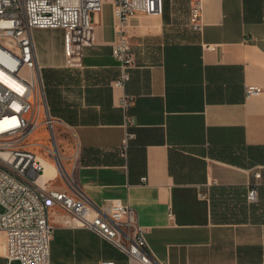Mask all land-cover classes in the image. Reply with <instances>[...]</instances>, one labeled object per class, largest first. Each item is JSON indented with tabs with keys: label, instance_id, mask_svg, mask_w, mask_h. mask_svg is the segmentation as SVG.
Masks as SVG:
<instances>
[{
	"label": "crops",
	"instance_id": "0c3cea01",
	"mask_svg": "<svg viewBox=\"0 0 264 264\" xmlns=\"http://www.w3.org/2000/svg\"><path fill=\"white\" fill-rule=\"evenodd\" d=\"M200 1L202 34L189 28L195 0H166L162 16L131 20L135 67L124 89L114 87L116 0L95 15L97 44L81 69L66 68L63 31L52 42L34 31L46 108L61 131L62 160L40 157L48 177L59 171L47 182L55 190L69 191L63 173L94 208L121 201L134 210L161 264H264V0ZM248 86L263 92L247 97ZM127 134L135 138L124 157ZM62 216L55 209L51 264H130Z\"/></svg>",
	"mask_w": 264,
	"mask_h": 264
},
{
	"label": "built area",
	"instance_id": "2783aa9c",
	"mask_svg": "<svg viewBox=\"0 0 264 264\" xmlns=\"http://www.w3.org/2000/svg\"><path fill=\"white\" fill-rule=\"evenodd\" d=\"M166 0H116L117 41L113 57L120 64V76L114 87L124 89L135 67V55L129 35L131 20L139 15L162 16ZM105 0H0V233L5 235L4 257L7 264H51V244L55 222L52 211L63 212L62 222L71 229L97 234L126 254L130 264H161L147 241V229L139 224L134 210L114 201L106 210L94 208L62 174L69 191L41 184L45 163L30 148V137L45 126L52 131L57 123L46 108L45 86L39 65L34 31L60 30L66 35V68H83L84 53L96 47L95 15L102 13ZM203 8L200 0L190 11L189 28L202 34ZM206 51H215L205 45ZM257 86L245 89L247 97L258 96ZM133 97H124L121 108L127 127L132 124L128 111ZM46 120L41 125V115ZM135 135L127 134L121 149L125 157ZM55 161L56 153L49 150ZM255 178L261 179L260 174ZM206 200L205 195H201ZM248 203H258L257 185L248 192ZM173 219V213L169 214ZM102 264H115L103 262Z\"/></svg>",
	"mask_w": 264,
	"mask_h": 264
},
{
	"label": "rangeland",
	"instance_id": "374dc122",
	"mask_svg": "<svg viewBox=\"0 0 264 264\" xmlns=\"http://www.w3.org/2000/svg\"><path fill=\"white\" fill-rule=\"evenodd\" d=\"M37 33L45 40L52 42L55 40V30H49V31H37ZM55 50H53L54 52ZM46 120V115L45 112L42 113L41 115V125L45 122ZM61 134V131L59 130L58 126L55 127V130L51 132V130L45 126L40 127L38 131H36L29 140L30 148L32 151L37 153L39 156H42L44 158L50 159V154L48 152V149L51 150L53 149L54 152L57 151L59 155L61 156L62 160V155L58 151V135ZM58 157V155H56ZM52 160V158H51ZM47 162V161H46ZM49 163V162H48ZM51 166L55 169V165L50 163ZM59 173V172H58ZM58 177L56 175L55 179ZM60 181L61 185H63L62 180ZM50 188H55V183L52 185L50 184ZM3 208L0 206V214L3 213ZM52 216H55V209L52 211ZM4 242H5V235L3 233H0V250L4 248ZM1 252V251H0ZM0 264H7V261L5 260L4 257H0Z\"/></svg>",
	"mask_w": 264,
	"mask_h": 264
},
{
	"label": "bare ground",
	"instance_id": "6f19581e",
	"mask_svg": "<svg viewBox=\"0 0 264 264\" xmlns=\"http://www.w3.org/2000/svg\"><path fill=\"white\" fill-rule=\"evenodd\" d=\"M57 157V156H56ZM57 159H58V157H57ZM59 160V159H58ZM44 161V160H43ZM45 163V162H44ZM45 168H46V170H45V175L41 178V184L43 185V184H46L48 181H55V176L51 179L50 177H48V175H47V167H46V164H45ZM58 169L56 170V173L58 174ZM56 174V175H57ZM1 247V246H0ZM1 252V254H3L4 255V248H2V250H0Z\"/></svg>",
	"mask_w": 264,
	"mask_h": 264
}]
</instances>
